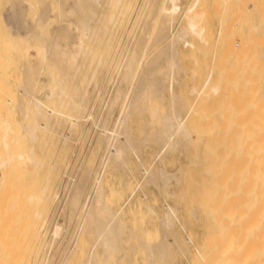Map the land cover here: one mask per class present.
Masks as SVG:
<instances>
[{
  "label": "bare ground",
  "instance_id": "6f19581e",
  "mask_svg": "<svg viewBox=\"0 0 264 264\" xmlns=\"http://www.w3.org/2000/svg\"><path fill=\"white\" fill-rule=\"evenodd\" d=\"M8 1L2 15V25L9 32L5 34L9 43L3 45L8 56L1 59L7 52L1 47L0 74L8 78L21 74L20 81L14 76L21 93L16 107L24 118H32L21 123L24 134H20L30 142L26 151L10 150L12 143L25 141L19 134L14 139L3 136L1 191L11 177L8 165L42 164L36 154L42 136L61 139L65 152L73 131L82 128V118L92 115L83 112L94 103V89L106 74L105 59L120 45L118 29L113 30L118 25L113 28V24L124 25L130 7V0H49V9L59 5L54 13L41 15L31 14L37 6L33 0ZM150 1L153 17L140 23L143 27H138L133 43L127 40L122 45L123 52L116 55L123 54L121 63L113 62L118 80L102 105L106 111L91 151L101 161L98 166L91 161L71 188L68 185L64 197L70 220L78 217L79 221L63 264L81 243L87 246L84 264H168L190 251V236L187 239L177 232L186 227L179 218L183 211L195 220L204 215L212 228L192 254L191 264H264V0H212L214 6L209 7L206 0H194L191 12L183 10L181 21L176 16L180 0ZM214 19L220 21L216 29ZM55 26L64 30L62 35ZM213 36L221 42L217 48L213 42L214 50ZM2 41L1 46L7 42ZM116 107L118 124L110 128L108 121ZM90 120L94 124L95 118ZM153 146L162 165L149 162ZM182 155L187 160L176 172L166 169V162ZM58 162L51 163L52 170ZM194 165L206 175H199L200 169L194 174ZM138 171H143L142 182L138 176L133 177L136 181L132 178ZM138 184L142 193H136ZM50 187L42 188L39 201H55L58 191ZM147 216L156 220L154 235L144 233L137 222ZM54 222L48 249L63 230V223ZM37 239L42 243L41 236ZM10 251L7 256L17 261L7 258L5 264H21L23 252ZM47 257L43 264L51 261Z\"/></svg>",
  "mask_w": 264,
  "mask_h": 264
},
{
  "label": "rangeland",
  "instance_id": "374dc122",
  "mask_svg": "<svg viewBox=\"0 0 264 264\" xmlns=\"http://www.w3.org/2000/svg\"><path fill=\"white\" fill-rule=\"evenodd\" d=\"M5 1L6 2H4V0H0V22H1L0 26H4L5 21L3 18L4 16H2V15L4 14L6 9L9 7L8 5L10 4V2L8 0H5ZM7 1H8V3H7ZM33 1L39 7L35 6L36 11L33 10L34 12H31V14L38 11V12H40L39 14L46 15V14L51 13L55 7L57 8L56 5H59V3L57 1H55L58 4L54 5L52 10H51V8L49 9V7H52V6H49L50 5L49 2H51L49 0H45V2L48 1L46 3L38 0L40 4L39 3L37 4L38 1H36V0H33ZM140 1L141 0H130V7L128 8L127 13H126L127 16L125 15V20L122 23L124 25L119 26L118 23H116V24L114 23L115 24V25L113 24L114 27L112 26L113 28H116L118 25V27L116 29H113V30H115V31L117 29L119 30V31L118 30L116 31L117 32L116 36H117L118 43L120 42L121 46L120 45L117 46L116 50H115V47L112 48V52L110 51V56H112L111 58L109 56L106 57V58H110V59H105L107 62L105 66H107L108 68L104 66V70L106 69L105 70L106 74L104 73V76H103L102 80L100 81L99 85L94 89L93 100H92V102H94V103L90 104L91 105V106L89 105L90 108L88 107L86 109V111L83 112V114L84 113L88 114V113L92 112L91 113L92 115H90L89 118H88V116H86L85 119H84V117L82 118L81 124H83V126L80 129V131L79 130L76 132L73 131L67 149L65 146V149H66L65 152H63L64 148H61V147H64L62 145L63 142L61 139H59V140L55 139L54 140L53 138L47 137L48 135L46 134L45 136H42L41 140H39L38 143H36V152H37L36 154L43 161L39 167L30 163V161H27L24 166H23V164H18V162L13 163L10 166L8 165V174L11 176L10 179L8 178L9 179L8 185H9V187L11 186L10 187L11 189L8 190V187H7L8 185L3 186V191H1L2 189H0V201H1L0 202V258H1L0 261L3 260V262H1V264H5L6 261L8 263L7 258H10V256H12V255L7 256V255H9L8 253L10 250L12 252H14L15 254L18 251L23 252L21 264H43L42 260L46 256L49 257L48 260H51V261H49L48 264H63L65 256L68 252L66 250V248L68 247L69 244L72 245V241L70 240V238L74 236L73 234L75 232V229L77 232V224L79 221L78 217H73L70 220L69 215H68L69 214L68 209L67 208L64 209L65 199L67 198L66 197L68 195L67 193H69V190H68L69 187L71 188L72 184L78 179L77 177H79V175L83 172V169L88 164H90L91 161L92 162L94 161L93 162L94 165H97V166H98V162L101 161V159H100L101 156L97 155L98 158L96 157L97 159L96 158L94 159L93 158L94 156L92 157L93 152L91 155V151L93 148L92 146H94V144L96 143V139H97L96 137H98V131H100L101 122H102L103 116L105 115L104 111H106L105 106H102V105H105L108 101V98L113 94L117 80H118V75H116L117 68H115V65H113V64L114 63L115 64L121 63V61L124 59L122 56L123 54H121L120 57L119 56L116 57V55H119V52L122 51L121 47L123 44L126 43L127 40H129V41H127L128 44L133 43V41H132L133 37L134 36L136 37V35H137L135 33L137 31H138L137 33H139L138 27H140L142 29V27H143L142 25H144V22H146L149 19L148 16L149 17L151 16L150 18L153 17L151 15V12H153L152 5H151L152 2L150 0H142L141 2ZM162 1L159 3L160 4L163 3ZM213 1L212 0H206V3H207L206 5L208 6L209 4H212ZM179 2L181 3V9L177 11L178 14L176 16H177V19L179 21H181L182 18H180V17H182V15H183V10L185 9L186 11L191 12V10L193 9L192 6H194L193 5L194 0H180ZM4 3H6L7 5L5 4L6 5L5 6ZM214 3H215V1H214ZM214 3L212 4L213 6H214ZM47 4H49V5L46 6ZM53 4H55V3L53 2ZM53 4H51V5H53ZM3 5H4V7H3ZM165 5L168 6L166 3H165ZM212 5H210V6L212 7ZM43 7H44V10L41 9ZM46 9L49 10V12H46L47 11ZM41 10H43L44 12H42ZM52 13H54V11ZM146 15H147V19H146ZM30 17H28V19H26V22L30 21V19H29ZM20 20L25 21V19H20ZM214 20H213L212 25H214ZM142 21H143V23H141ZM215 21H217V19ZM218 21L215 23L216 25L218 24ZM2 22H4L3 25H2ZM219 23H220V21H219ZM175 25H177V24L174 23V27H176ZM216 27H218V25L215 26L214 29H216ZM55 28L58 29L59 36H60L61 32L64 31V30H61L60 27L55 26ZM0 29L4 31L3 32L0 30V34H3V35H1V36H3V38L0 37L1 41L2 40L7 41L6 43L4 42V44L2 43V46L0 44V48L2 47L3 52H4V50L6 49L5 47H7V46L3 47V45H6V44L8 45V43H9V39L6 38L7 34H9V32L7 31V28L5 26H4V29H2V27ZM5 34H6V37H5ZM135 37H134V39H135ZM4 38H5V40H4ZM213 38L215 39V41H214V39H212L213 41L212 40H210V41L212 43L216 42L215 47L217 48V45L219 43H221L220 39L216 40L215 36H213ZM217 41H219V42H217ZM129 42H131V43H129ZM211 42H209L211 44V46L209 43H207V45H206L207 46L206 54H208V51H211L210 49H208L209 46H210V48H212ZM128 44H126V45H128ZM208 44H209V46H208ZM214 44L215 43H213V50L216 49L214 47ZM98 46H99V44H98ZM219 46H220V44H219ZM30 49H31L32 53H35L33 48H30ZM5 51H7V50H5ZM113 51L114 52L117 51L118 54L114 53ZM3 52L0 51V54L2 55ZM5 53H8V51L4 52V54ZM4 54L1 56V57L4 56V58L0 57L3 61H4V59H6L5 56L6 57L8 56V54H5V55ZM114 56H115V59H114ZM82 58L83 57H81L80 60ZM118 58L120 59V61L118 60ZM116 59H117V63H116ZM108 60L110 63H108ZM1 63H2V61H1ZM109 64H110V66H108ZM111 64H112V67H111ZM2 68L3 67L0 68V72H1ZM111 69H112V71H111ZM114 70H116V71H114ZM109 71H110V73L113 71L114 72L111 74L109 73L110 74V76H109V74H108ZM3 76H5V75H3ZM14 76H15V78L18 79V77L21 76V74H19V76H18V72H16ZM14 76L11 75V76H9V78L7 76H5L4 78H6V79L8 78L7 80L6 79L3 80L2 79L3 77L2 78L0 77V80L8 81V82L10 81V84L8 82H6L7 84H5L3 81H2V83L0 82L1 83L0 84V125H1L0 126V156H4V154L6 153L4 148H3V136L6 134L8 137L7 139H10L11 137L13 138V136H15V135L17 136V134H19L20 136H21V134H24L21 123L28 122L30 120V117H31V116H27L24 118L22 111L20 109H18V107H16L20 103V101H18V97H19V100H21L20 99L21 93L19 92V88H18L19 83L17 82V80L14 79ZM11 77H12V80L14 79V82L18 83L17 84V83L13 82L14 84H17L16 85L17 87L15 85H13V83L11 84V81H12ZM41 77L46 78L45 75H42ZM108 77H110L112 79H110V81H109ZM114 78H115V80H114ZM18 81H20V80L18 79ZM167 82H166V84H170L169 82L168 83ZM176 84H174V85H176ZM41 86L42 85H40V84L37 85L38 90L40 88H42ZM177 86H178V84L176 86H174V88L177 89L178 88ZM7 87H8V89H7ZM90 88H91V86H90ZM12 92H14V93H12ZM18 93H20V96ZM40 93H42L41 89L39 90L38 94H40ZM98 96H101V97H98ZM103 101H104V103H103ZM118 108L114 111L113 115L110 117V119L108 121L109 127L111 126L112 128H114L118 124L117 119H116V118H118V115H117L118 114ZM86 118H87V120H86ZM90 118L91 119L95 118L94 124H93L92 120H90ZM5 119L7 120L6 123L4 122V121H6ZM98 122H100V123H98ZM95 124H96V126H95ZM8 125L10 126V129H6V127ZM63 127H64V129H66L65 126H63ZM86 130L87 131L89 130V132H87ZM84 132H85V134H84ZM86 133H88V134H86ZM21 137L24 138L25 141L23 139L22 141H24V142H21V143L19 142L16 144L12 143L11 144L12 146H10L11 151L19 152V151H23V150L26 151L28 149L30 142L24 137V135H22ZM48 138L51 140H49ZM82 139H84V140H82ZM59 148H61V149H59ZM149 150L152 152V154L149 155V162H152L156 166H158L159 163H160V165H162V162L159 160V157H155L156 148L153 146ZM90 155H91L92 160L89 158ZM103 157H104V155H103ZM178 160L176 159L174 161H170L171 163L166 162L164 164L167 167L166 169H168L171 172H176L177 171L176 169H178V167L183 162H185L187 160V158L185 155H182L181 159H178ZM54 161L60 162V165H58L56 163L57 164V168L55 169L56 171L54 169L53 170L51 169V168H53L52 164H55ZM65 163L67 165H65ZM49 165H52V166L49 167ZM34 166L36 167V169ZM194 166H196V168L194 169V172H193L192 169L194 168ZM194 166L190 167V171L192 170L191 172H189V170H188L189 175H190V173L191 174H193V173L197 174L196 172L199 169H200L199 170L200 173H198L199 175H206V172L203 171V169H201L198 165H194ZM54 171L56 172V178L55 179L53 178V176L55 177ZM57 171L59 172L58 173L59 175L57 174ZM49 173L51 175L53 174L51 176V178L49 177L50 176ZM135 174L136 175L131 174L132 178L134 177L137 180V178L139 177L137 181L142 182L143 171H138ZM52 179H53L54 183L52 182ZM74 179H75V181H74ZM135 179H134V181H136ZM68 182H69V184H67ZM51 183H53L52 188L50 187ZM66 184H67V186H66ZM46 185H48L52 190L58 191L57 197L53 203H49L51 201V199H49L47 201H39V199H38V197L41 196V194L44 190L42 188L45 187ZM68 185H69V187H68ZM64 186L67 187V190H66V187L64 189ZM5 187H7V190H5ZM138 187H141V186H139V184H138V186H136V193L141 191L140 188L138 189ZM154 189H156V188H154ZM140 193H142V192H140ZM150 194H152V193H150ZM64 197H65V199H64ZM36 210H37V212L38 211L41 212L40 216L34 215L37 213V212L35 213ZM204 217L205 216L202 215V217L201 216L199 217V220H195L194 218L189 217L185 211L180 213V215H179L180 221L181 222L185 221L186 227L184 229L178 228L177 232L181 233V235H183V237L187 238V239H188L187 236H190L189 239H191V240L189 241V239H188V242L190 243V251H189L190 253L187 252V254H185V255H176V257L170 259L168 264H180V263L181 264H191L190 259H191L192 254H195L197 252L196 248L201 247L200 245L205 240L206 235L208 237V235L212 232V228L210 227L209 222H208L209 220L206 217H205L206 218V220H205ZM52 218H53V220H52ZM131 219H132V216H131ZM54 221H56V222L60 221L61 223H63V230L61 233L62 235L60 234L59 237L57 238V242L50 249H48V247H46L47 246L46 243L47 242L49 243V241L51 239L52 228H53V224L55 223ZM76 221H77V223H76ZM137 222L142 227V229H144L143 230L144 233H147V235L149 233L151 235H154L152 233H154L155 229H156V227L154 225L155 224L154 222H156L155 219L147 216L145 219L138 218ZM204 225L207 227H205ZM37 227H39V231H37V229H38ZM205 228H208L209 230L205 229ZM43 230L46 231V233L43 232ZM73 230H74V232H73ZM155 234H156V232H155ZM38 236L42 237V243H40V241L37 239ZM44 238H46L45 241H44ZM10 246H12V247H10ZM20 248H22V250ZM11 251H10V253H11ZM86 251H87V246H85L81 243L79 245L78 250L76 251L75 255L72 256L73 258L71 257L67 261L66 264H84V257H85L84 254L86 253ZM11 254H13V253H11ZM16 256L18 257V255H16ZM14 258H16V257L13 256V258L12 259L10 258L9 260L17 261ZM52 259H53V261H52Z\"/></svg>",
  "mask_w": 264,
  "mask_h": 264
}]
</instances>
